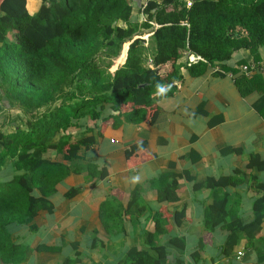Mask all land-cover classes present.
<instances>
[{"label": "trees", "instance_id": "trees-1", "mask_svg": "<svg viewBox=\"0 0 264 264\" xmlns=\"http://www.w3.org/2000/svg\"><path fill=\"white\" fill-rule=\"evenodd\" d=\"M144 3L42 0L39 9L30 12L27 0H1L0 86L10 107L26 113L25 120L21 118L26 126L15 124L10 132L0 128V170L12 171L0 179V264L25 261L18 231L22 226L36 231L38 215L54 213L56 205L50 197L66 178L82 174L86 182L102 179L103 168L97 161L87 160L89 150L104 139L102 124L113 128L142 124L148 109L172 95L177 89L175 82L183 78L180 64L174 66L182 48L187 46L189 54L202 57L188 67L192 76L219 64L223 71L215 74L233 73L242 96L259 93L253 106L264 116L260 56L264 0H193L191 6L186 0H151L147 7ZM141 16H146L145 20ZM143 29L153 31V46L135 38ZM122 49L120 61L127 52L126 61L112 72L110 67ZM241 49L252 54V74L242 72L245 60H240L238 67L226 64ZM169 62L174 69L162 74L160 69ZM51 152L70 163L52 160ZM8 160L11 166L6 167ZM252 161L264 168L259 157ZM242 174L237 168L232 177L220 182L226 186L238 183ZM167 189L164 197L169 199ZM79 192V187H69L66 198ZM215 193L220 195V190ZM219 197L205 216L207 229L213 231L220 224L230 228L227 252L244 237L255 240L262 230L264 197L255 200V219L246 224L226 208L227 196ZM105 203L107 200L102 204L103 219ZM160 229L157 223L156 233ZM60 249L45 244L35 247L37 251ZM133 252L120 263L134 259L133 264H146L145 259L131 257ZM70 260H66L68 264Z\"/></svg>", "mask_w": 264, "mask_h": 264}, {"label": "crops", "instance_id": "crops-1", "mask_svg": "<svg viewBox=\"0 0 264 264\" xmlns=\"http://www.w3.org/2000/svg\"><path fill=\"white\" fill-rule=\"evenodd\" d=\"M41 3L27 0V7L35 12ZM152 35L151 29H143L135 38L153 46ZM122 51L114 59L115 68L126 60L127 52L120 61ZM188 51L187 46L182 48L174 65L180 64L183 74L175 82L177 89L150 107L142 124L124 123L119 128L102 124L104 139L89 150L87 160L97 161L109 178L86 182L84 175L72 174L58 185L53 202L59 194L63 199L69 187L77 186L80 192L67 202H54V213L38 215L54 238L45 245L60 246L62 255L63 246L55 244L70 243L74 248L71 257L80 264H121L133 250L131 257L145 259L146 264H264V220L255 240L244 237L229 252L226 239L230 228L220 224L210 231L204 221L215 200L225 195L226 208L235 211L244 224L255 219L254 202L264 197V168L252 161L253 157L264 161V116L253 106L260 95L242 96L230 71L215 74L219 65H209L204 74L192 76L188 67L193 53ZM148 55L151 57V52ZM260 56L264 76V47ZM240 60L248 65L254 62L250 51L241 49L226 64L238 67ZM174 66L169 62L160 72L166 69L169 74ZM234 89L238 96H233ZM226 91L232 94V102L224 97ZM1 105L6 110L10 107L0 86V109L4 111ZM229 147L234 151H227ZM237 168L243 170L242 181L228 186L220 182L232 177ZM65 185L68 188L62 192L59 187ZM104 185L112 186L114 196L109 221L102 217L107 199L101 192ZM167 187L169 199L164 197ZM80 205L82 210L87 208L93 224L79 218L73 225ZM157 223L161 225L159 233ZM66 226L70 231L79 230V239L70 242V235L62 234ZM24 227L18 231V242ZM40 252L45 262L36 264L50 263L57 255L51 250Z\"/></svg>", "mask_w": 264, "mask_h": 264}, {"label": "rangeland", "instance_id": "rangeland-1", "mask_svg": "<svg viewBox=\"0 0 264 264\" xmlns=\"http://www.w3.org/2000/svg\"><path fill=\"white\" fill-rule=\"evenodd\" d=\"M137 35H140V34H137ZM124 48H125V45H124L123 49ZM149 58H151V57H149ZM149 61H150V63H152V60H149ZM119 63H117V64H119ZM115 64H116V62L110 67V71H112V72L116 71V69L120 65H122L123 63L119 64V66L116 67V68L114 67ZM162 74H167L166 69H165V71L164 70L162 71ZM234 91H235V94L233 96H238V93H237L236 89H234ZM226 96L229 97V102H232V99H233L232 94H230L228 91H226L224 97H226ZM234 98H236V97H234ZM1 108H4V107L1 105ZM5 112H8V113H5ZM25 114L26 113L22 109L18 110V109L11 108V107H7V110L4 108V111H3V109H0V128L2 129L3 132L12 131L14 129V127H13L14 124H16V125L19 124V125H21L24 128V126H26V122L25 121H20V119L22 118V119L25 120V118H26ZM2 117H6L7 120H4V118H2ZM50 157H51L52 160H55V161L58 160V161H64V162H66L68 164L70 163L69 160H64L62 155H57V154H55L53 152H51V156ZM5 166L6 167L11 166L10 160H8V162L6 163ZM0 171H1L0 172V179L6 178V175L12 173V171H8V170L7 171L0 170ZM107 177L108 176L105 174L102 177V179H105ZM68 181L70 182V178L68 179ZM59 188L62 190V192H65V189L68 188V187H67V185H65V186L59 187ZM100 188H102V187H100ZM111 188H112V186H110V185L109 186H105L104 185V187L102 188V191H101V192H104L103 195H105V196L107 195L106 196L107 203H105V208H104V220L105 221H109L113 217V215H112L113 199H111V197L114 198V196L112 195L113 191H111ZM53 196L54 195H52L50 198H52ZM63 197L64 198L62 199L60 194H59L58 196H55L53 198L54 202L56 203V205H58V203L60 201L67 202L68 198H66L67 197L66 193L63 194ZM81 206L82 205H80L79 208L75 209L76 211H79V215L76 216V219H75L73 225L75 226V223L77 222L76 220L79 219V218H81L84 223H92L93 224V219L90 218L87 208H84L82 210ZM82 211H83V213H82ZM47 213L48 212H46V211L41 212V214H47ZM49 217L51 218V215H49ZM43 222H45V221L44 220L42 221V220H40V218H37L36 223L38 224L39 229L36 230V231H31V230H29L28 227H26V228L24 227L25 229L21 233V237L19 239V243H21L23 245V247H24V249L26 251V259L21 264H36V263H44L45 262V257H42V255H40L42 252L37 251V250L34 249L35 246H37L38 244H41V243L42 244H50V242L54 239L53 236H52V233L48 234L47 231H45L44 226L41 225V223H43ZM63 228H64V232L62 234L65 237H66V235L67 236L70 235V242L75 240V239H79V237L81 236V232L79 230H75V231L71 230L70 231V227L69 226H66V227H63ZM63 241H58V243L55 244V245L60 244V245L63 246V251H62L63 254L60 255L59 251L56 250L57 255L55 257H53L54 259L50 263H46V264H68L66 260L68 259V257L72 258L71 257V253H72V249H74V248L70 245V243L65 245V243H62ZM239 254H242V253H239ZM40 257H41V260H39ZM65 257H67V258L65 259ZM70 264H80V263H79V261H75L73 259V260H70Z\"/></svg>", "mask_w": 264, "mask_h": 264}, {"label": "built area", "instance_id": "built-area-1", "mask_svg": "<svg viewBox=\"0 0 264 264\" xmlns=\"http://www.w3.org/2000/svg\"><path fill=\"white\" fill-rule=\"evenodd\" d=\"M148 2H150L151 0H147ZM147 2V3H148ZM193 0H186L187 6H191L192 5ZM147 3H145V7L147 6ZM154 23V22H153ZM155 24V23H154ZM156 25V24H155ZM191 55V54H190ZM152 60V59H150ZM198 60H202V57L198 56V55H193L190 57L189 60V64L193 63V62H197ZM151 64V63H150ZM250 67H251V71H250ZM254 64L252 65H244L242 68V71L245 72L246 74H252V72H254ZM216 71H221V69L219 67L216 66Z\"/></svg>", "mask_w": 264, "mask_h": 264}, {"label": "clouds", "instance_id": "clouds-1", "mask_svg": "<svg viewBox=\"0 0 264 264\" xmlns=\"http://www.w3.org/2000/svg\"><path fill=\"white\" fill-rule=\"evenodd\" d=\"M217 65H219V64H217ZM220 68V67H219ZM221 69V68H220ZM222 71V70H221ZM243 72V71H242ZM245 73V72H244ZM233 74V73H232Z\"/></svg>", "mask_w": 264, "mask_h": 264}]
</instances>
